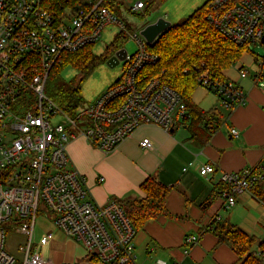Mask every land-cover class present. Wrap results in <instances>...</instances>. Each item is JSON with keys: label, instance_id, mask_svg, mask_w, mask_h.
<instances>
[{"label": "built area", "instance_id": "1", "mask_svg": "<svg viewBox=\"0 0 264 264\" xmlns=\"http://www.w3.org/2000/svg\"><path fill=\"white\" fill-rule=\"evenodd\" d=\"M145 7V1L138 0L132 9ZM210 7V20L233 42L262 43L264 0H211ZM111 24L136 43V50L127 51L121 78L71 116L45 94L51 68L64 52L97 43ZM142 27L131 30L107 0H85L80 9L71 0H0V264H16L6 249L8 223L26 237L19 245L22 264H55L32 250L42 209L99 262L136 264L133 223L116 199L95 201L85 178L71 167L67 147L78 133L110 153L142 125L155 124L171 132L179 117L185 122L188 110L177 90L159 78L145 83L139 79L140 71L158 59L140 32ZM260 67L254 82L264 91V61ZM198 71L199 81L213 89L224 106L246 104L247 93L236 82ZM240 76L247 77L248 71L241 69ZM61 116L63 122L58 121ZM231 133L238 136L239 131L232 128ZM140 144L154 149L149 137ZM257 168L264 169V162L221 175L227 207L263 179ZM214 172L213 163L200 167L205 177ZM195 241V235L186 237L187 244ZM151 264L168 262L157 258Z\"/></svg>", "mask_w": 264, "mask_h": 264}, {"label": "crops", "instance_id": "2", "mask_svg": "<svg viewBox=\"0 0 264 264\" xmlns=\"http://www.w3.org/2000/svg\"><path fill=\"white\" fill-rule=\"evenodd\" d=\"M148 23L151 22L140 27ZM225 77L233 80L226 74ZM233 81L247 93L246 104L232 110L221 105L228 115L224 114L223 124L206 142L203 137H193L184 123H178L173 132L155 124L142 125L110 153L101 151L78 133L70 138V165L85 178L99 204L110 198L142 196L140 185L149 175L170 187L167 207L171 215L149 220L137 232L136 264H151L157 258L168 264H240L236 252L220 242L213 231L220 221H230L247 234L264 240V203L245 191L237 195L235 205L227 207L222 196L220 178L224 172L264 162V91L254 79L249 83ZM193 99L202 109H209L205 98ZM232 128L239 131L238 136L231 133ZM146 137L153 141L154 149L141 146ZM206 163L215 166V172L208 177L200 173V167ZM40 212L41 227L36 233L37 216L33 237L36 233L38 241L45 243L42 245L47 253H39L55 264H78L83 259L97 263L81 243L55 225L45 209ZM189 235H195L197 241L187 244ZM25 241L26 237L22 243ZM32 250L38 252L33 244Z\"/></svg>", "mask_w": 264, "mask_h": 264}, {"label": "trees", "instance_id": "3", "mask_svg": "<svg viewBox=\"0 0 264 264\" xmlns=\"http://www.w3.org/2000/svg\"><path fill=\"white\" fill-rule=\"evenodd\" d=\"M71 2L75 3L76 9L85 6V0ZM210 3L211 0H207L183 22L172 24L161 33L154 43L150 44V49L158 55L157 61L144 67L139 73L142 83L151 78H159L181 94L188 110L184 124L193 137H203L204 142L220 128L225 115L219 108L205 110L194 102L195 90L203 86L199 81L198 70H207L214 78L226 79L224 71L237 62L248 49V44H236L215 27L209 18L212 11ZM128 26L133 30L140 28H132L130 24ZM262 26L264 27V23ZM126 41L127 35L118 32L103 57L94 54L92 49L94 44L87 45L77 52H64L51 68L48 78L60 77L63 69L71 65L83 70V79L100 63L113 56L118 49L124 48ZM61 87L55 91L53 101L74 116L82 104L81 89ZM205 88L214 91L209 87ZM234 108L232 106L231 110ZM257 169L263 175V179L251 192L264 203V169ZM140 190L143 192L142 196L114 198L123 207L137 232L143 229L149 220L161 215H171L167 207L170 187L155 176L149 175L141 183ZM213 231L220 242L227 243L236 252L240 264H264V240L247 234L230 221L216 222ZM91 260L99 262L93 257Z\"/></svg>", "mask_w": 264, "mask_h": 264}, {"label": "rangeland", "instance_id": "4", "mask_svg": "<svg viewBox=\"0 0 264 264\" xmlns=\"http://www.w3.org/2000/svg\"><path fill=\"white\" fill-rule=\"evenodd\" d=\"M138 0H107L111 10L126 21V23L132 27H140L144 22H154L160 17H164L171 24H177L183 22L188 16H190L196 9L201 7L207 0H143L146 3V8L140 10L132 9V6ZM147 12V13H146ZM133 30V29H131ZM119 32V27L115 24L107 26L100 36V39L93 46V52L99 57H103L106 54V49L114 40L116 34ZM136 43L128 40L125 43V48L129 53H133L136 50ZM258 59V60H257ZM108 60L100 63L93 71L82 79L83 70L80 68L68 65L66 66L60 77L56 79L48 78L45 84V94L52 100H55L54 93L58 88H80L82 96L81 107L85 108L92 101H94L102 92L106 91L117 79H119L123 73V61L115 66H111L107 63ZM264 61V44L258 42H250L248 49L243 53L241 58L235 62L230 68L224 71V73L233 80L241 81L243 83H249L254 79L255 75L260 72V62ZM245 69L248 71L247 78H241L240 70ZM82 79V80H81ZM194 98L199 100L205 98V102L209 105L207 107L212 108V104H217V108H221L225 115L228 112L224 109L221 100L217 93L209 90L203 86H199L195 93ZM205 103V104H206ZM211 106V107H210ZM216 106V105H214ZM213 106V107H214ZM220 106V107H219ZM207 109V110H209ZM66 112V111H65ZM64 117H59L58 121L63 122ZM179 125H182L183 120L178 118ZM74 128H70V131ZM76 131V130H74ZM73 132V131H72ZM71 138V137H70ZM42 213L38 215V220ZM41 227V221L39 220L36 226L37 230ZM33 237V249L38 252H46L44 247L45 243H41L37 239V234ZM24 235L18 233L12 224H7V239L6 249L14 254L16 258V264H22L23 254L19 250V245L22 243ZM78 264H89L87 259L77 261ZM90 264H104L102 262L90 263Z\"/></svg>", "mask_w": 264, "mask_h": 264}, {"label": "water", "instance_id": "5", "mask_svg": "<svg viewBox=\"0 0 264 264\" xmlns=\"http://www.w3.org/2000/svg\"><path fill=\"white\" fill-rule=\"evenodd\" d=\"M171 25L170 21L164 17H160L156 21L144 25L140 32L150 44H153L157 37ZM262 43H264V37ZM126 54L127 49L125 47L120 48L108 59L107 63L111 66H115L125 59ZM173 130L174 129H172L171 132H173Z\"/></svg>", "mask_w": 264, "mask_h": 264}]
</instances>
